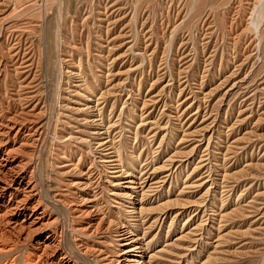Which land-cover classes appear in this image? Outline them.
I'll use <instances>...</instances> for the list:
<instances>
[{
	"label": "rangeland",
	"instance_id": "obj_1",
	"mask_svg": "<svg viewBox=\"0 0 264 264\" xmlns=\"http://www.w3.org/2000/svg\"><path fill=\"white\" fill-rule=\"evenodd\" d=\"M73 1L0 0V105L7 116L19 114L22 86L23 110L33 123L45 122L36 127L37 146L26 133L8 140L24 182L37 173L68 209L73 198L60 195L70 190L60 180L80 175L67 169L59 176L60 166L79 162L105 185L82 120L87 99L104 130L114 124L106 141L118 150L121 173L148 166L169 176L150 203L180 215L168 233L170 219L150 233L152 252L171 256L186 246L182 235L199 226L183 264H264V14L257 17L264 0ZM41 195L44 226H32L30 212L0 221V250L8 257L0 264L29 263L33 250L50 261L69 259L65 214ZM218 241L225 252L215 257Z\"/></svg>",
	"mask_w": 264,
	"mask_h": 264
},
{
	"label": "bare ground",
	"instance_id": "obj_2",
	"mask_svg": "<svg viewBox=\"0 0 264 264\" xmlns=\"http://www.w3.org/2000/svg\"><path fill=\"white\" fill-rule=\"evenodd\" d=\"M20 2H17V4H19ZM63 4L59 3L57 6V11H55L56 15L54 19H56L58 24H60V21L63 18V17L61 18ZM71 6L72 5L68 7H71ZM263 14H264V11H262V8L258 9L257 17L259 19L261 18L263 19ZM59 30L57 31L56 29L57 32L56 33L54 32V34H56L54 37L55 40L59 39V38L58 39L56 38L59 34ZM57 59L59 58H56V60ZM73 77L78 78L76 77V75L75 76L73 75ZM21 87L22 86H19V87L17 86L16 93L18 94H15L17 96L16 100H18V104L21 106L20 107L21 112H19V114H17L16 112V114L7 116L3 113L4 110L2 108V105H0V203L2 202L0 204V221H2L3 223L7 221L8 223L10 221L9 217L11 215L13 216L16 215L18 217L20 213L30 212L29 213L30 214L29 215L30 224L32 226H36L38 224L40 226L41 225L44 226L43 225V221L45 219L44 209H42L40 213L38 212L39 214L37 213V209L39 207V199L37 198L38 199L37 200L36 196H37V193L40 192L41 190V194L43 195V199L45 200L47 206H51L53 209L55 208L57 209V211L59 210L60 212L65 214L64 222L66 221V224L69 225L68 226L69 230L67 234H69L70 236V241H69L70 247L69 248L71 250L69 254L70 255L69 259L65 257L66 255L65 256L61 255L59 258H55V259L52 258V260L50 261L45 256L46 251L39 253L38 251L33 250V252L31 253L29 252L30 255L26 260L29 263H24L23 259L21 261L24 264H79V263H82V264H183L185 261L184 260L185 253L184 252L182 253V251L190 252L191 248H193L192 245L198 241L197 236L199 234L197 235V233L198 231H200L199 226L195 227V229L193 228L194 230L190 233H187V235H182V238L184 239L183 241H185L186 246L182 245V246H185L183 248L182 246H180L177 249V251H174L171 254V256L169 257L165 256L166 257L165 258L164 256H160L161 255L160 253L152 252V245L154 244L153 241H154L155 236L151 240L148 241L147 239L151 236L150 233L156 228L161 229L166 223V221L170 219V223L168 226L169 229L167 231L168 233L171 229V225L176 223V221L179 219L178 215H180L178 213H175L173 215L170 209L167 208L163 204H158L156 206H153V203H150L151 194L155 193L158 190V188L165 183V181L167 180L169 176L168 175L159 176L158 171L160 170L153 168V167L149 168L148 166L147 167L145 166L143 168L139 167L138 171L132 169L133 173L131 172L130 174L129 173L127 174V172L121 173L120 168H122L121 167L122 162L119 158L118 150L113 145L114 144L113 141L111 140L106 141L109 138L108 135L110 132L108 128L111 129L114 124L112 125L110 124L107 130H104V128L102 127V122L96 119L98 115H96L97 113L95 111L97 110L90 106L89 100L85 99L86 103L84 105L85 107L84 114L86 115V118L82 120H83V123L87 122V125H90L89 127L91 128V133L89 134L87 133V134L90 135L91 141H88V144L89 146L93 145V148L95 147L94 151L98 155V162L96 164V167L98 169L100 168V170L103 172L104 174L103 183H105V185L103 184V186L99 187L101 184L100 182L99 183L96 182L95 179L93 178V173H94L93 169L88 167L87 171L84 172L83 169L80 168L78 164L79 162L75 165L71 164L66 169L64 165L63 167L60 166L59 169H62V170L58 172L57 175L59 176H63L65 173H67L65 172V170L67 169H71V170L77 169L76 173L80 175L78 176L79 178L74 182L69 181L66 183V181H63L61 183V180H60L61 185L64 184L65 186V184H67V186L70 188V190L64 191L60 195L65 197L66 192H67L69 193V196L67 195L68 198L71 197L70 195H72L71 198H73L72 201L74 202V204H72L73 205L72 208L68 209V207L65 206V203L61 199L57 198V194L59 193L55 194V192H53L52 189L55 187H52V184L50 182L46 180H44L43 182L42 179H39V177L36 175L37 173L35 174V176L37 177L35 176H33L34 178L29 177L30 179L27 182H24L26 178L23 176V172L20 169L21 163H19V165L17 164L18 163L17 162V152H14L15 148H13L12 150V148L8 147V140L10 139L14 142V140L20 138L22 134L26 133L25 137L28 136V138H31L32 139L31 144L36 145L37 143H39L38 142L39 133L36 134L38 132L36 127H40V128L44 127L45 122L43 120H40L39 122L37 121L38 123L35 122L37 124L33 123L32 120L30 119V113L29 112L26 113V111L23 110V106L27 107L28 103L27 104L25 103L26 101L25 98L22 96V94H20ZM23 89H24V86H23ZM28 107L31 108V106H28ZM33 110L30 109V112L33 113ZM21 137H23V135ZM177 153L179 154V152ZM173 154H176V153H173ZM169 165L170 163H168V165L166 166H169ZM68 173L66 175H68ZM125 174H127V176H125ZM121 177H123L122 181H120ZM31 180H34L35 182L31 183L32 182ZM194 186L193 184L192 186L190 185V187H193V188ZM188 188L189 186H187V188H183V190L188 189ZM34 201L36 202L35 205H33ZM181 201H182V198H181ZM186 201L187 200H185L184 202ZM187 202L189 203V201ZM204 223L205 222H203V224ZM22 226L23 227L21 228L23 230L25 226L24 224ZM18 229L20 228L18 227ZM31 230H33V228ZM255 232H258V231H255ZM52 238L53 236L47 235L46 240H51ZM180 239L178 238V240ZM217 243L218 244L216 246H213L215 252H213L212 250L215 257H217L216 254H220V252L223 250L221 246L223 244V241H218ZM217 248L218 250L216 251ZM1 250H0V256H2L1 252H4V250L3 251ZM24 252H27V251L25 250ZM223 252L225 251H222L221 253ZM6 253H3V255H5ZM10 253L11 251L9 252V254ZM5 256L7 257V254ZM5 256H2V257L5 258ZM210 256H208V258ZM18 260L19 259H17V261ZM70 260L72 262H70ZM190 262H185V263L189 264ZM207 262L209 263V260ZM5 264H11V263L7 261Z\"/></svg>",
	"mask_w": 264,
	"mask_h": 264
}]
</instances>
